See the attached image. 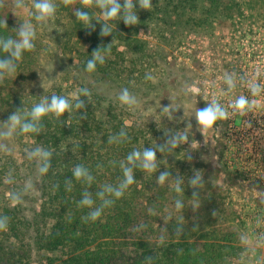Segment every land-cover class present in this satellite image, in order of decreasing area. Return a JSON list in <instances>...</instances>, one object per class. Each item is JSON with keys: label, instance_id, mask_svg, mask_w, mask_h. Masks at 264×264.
<instances>
[{"label": "trees", "instance_id": "1", "mask_svg": "<svg viewBox=\"0 0 264 264\" xmlns=\"http://www.w3.org/2000/svg\"><path fill=\"white\" fill-rule=\"evenodd\" d=\"M246 1L252 7L264 5V0ZM53 2L57 5L55 17L43 26H36V49L26 52L18 61L17 73L0 78V123L6 122L17 109L30 108L42 96L63 95L74 102L66 87L70 77L78 83V90L88 87L91 96L82 98L83 116L77 111L63 116L49 114L39 135L0 138V186L11 196L13 191H23L26 185H32L18 203L21 210L9 205L4 199L5 192L0 190V215L9 217L8 229L0 231V264H32L31 254L35 251L55 254L53 260L45 257L47 264H145L149 255L155 256L154 264H231L229 259L239 254L244 240L242 231L231 222V213L214 207L207 197L198 194L194 198L190 186L185 185L184 193H177L171 182L158 184L156 177L162 169L155 174L136 169V183L96 221L86 219L90 210L81 207L78 201L84 191L95 198L103 185L117 184L122 179L120 164L126 162L129 152L153 147L147 142V134L152 135L149 126L126 127L123 115L116 111V107H125V112L130 110L120 104L118 93L112 92L115 79L123 74L122 70L117 74L115 70L123 68L121 63L126 64L125 51L119 49V43L132 54H138L124 74L127 77L124 86L130 89L132 69L138 66L139 58L145 60L138 36L142 30H156L163 42L175 43L177 30L171 35H165L166 31L178 29L184 19L191 21L192 17L185 18L187 14L203 7L198 14L204 18L231 16L239 11V1L153 0V8L148 11L136 8L137 25L126 26L121 21L108 37H101V25L95 21V30L84 29L86 25L75 19L74 10L65 0ZM86 9L94 20L104 19L95 17L100 15L99 9ZM2 17L6 19L7 15ZM7 25L9 29H0V36L15 35L11 30L15 27L8 20ZM72 39L89 46L75 53L68 48ZM110 43L106 62L98 65L94 73L85 72V63L93 51ZM159 81L149 84L150 92L160 90ZM102 109L103 121L97 116ZM122 129L128 134L127 140L109 143V137ZM37 146L53 152L52 167L44 176L39 174L36 161L26 158V153ZM163 155L157 152L160 163ZM78 164L86 166L94 176L91 185L72 176ZM185 170L190 171L191 167L187 165ZM9 172L14 178L12 184L7 182ZM67 181H71V190L66 187ZM34 192L38 193L36 201L42 203L32 210L27 205ZM176 199L185 201L183 209L175 208ZM177 227L182 228L181 234H177ZM11 237L19 243L11 242ZM17 250H23L22 257H16Z\"/></svg>", "mask_w": 264, "mask_h": 264}, {"label": "rangeland", "instance_id": "2", "mask_svg": "<svg viewBox=\"0 0 264 264\" xmlns=\"http://www.w3.org/2000/svg\"><path fill=\"white\" fill-rule=\"evenodd\" d=\"M238 1L239 11L231 16L204 18L198 14L203 7H198L194 14H187L185 18L192 17L191 21L184 19L178 24V29L166 31L165 35H171L177 30L175 43L163 42L156 30H142L138 36L145 60L139 58L138 66L132 69L129 89L137 97L138 104L126 112L125 107H116V111L123 115L126 127L149 126L147 129H151L152 135L147 134V142L153 147L165 143L172 133L184 131L189 122L192 124L191 129L186 130L188 140L182 141L172 153L164 152L161 156V171L169 169L175 176L185 177L186 186H190L188 178L199 172L204 187L193 191L209 198L214 207L230 212L232 224L244 235L242 250L229 259L231 264H264V244L254 242L249 234L260 224L253 207L264 204V194L260 193L263 189L245 176V173L253 171V167L239 165V160L248 155V149L242 146L263 141L264 93L253 96L249 84L258 81L264 87V5L252 7L246 0ZM15 3L16 0H0V19L6 14L7 20L17 28L21 22L28 20L27 13L33 0H24V9H17ZM68 4L71 10L92 8L89 0H70ZM97 16L103 19L101 15ZM200 18L203 22L196 21ZM88 46L86 42L72 39L68 48L76 53ZM119 49L125 51L126 64L121 63L123 68L115 70L116 74L123 71L112 85V92L118 94L125 87L127 77L124 74L128 65H132L130 61L138 56L128 51L125 45L121 46V42ZM148 73L154 77L153 80L145 79ZM228 74L236 80V87L232 90H228L225 83ZM156 80H160V90L152 93L148 86ZM66 87L69 97L75 99L78 83L70 77ZM241 95L247 96L251 103L244 115L232 106ZM212 100L220 102L229 116L217 121L213 128L199 127L195 111ZM97 116L103 121L105 111L99 110ZM187 165L191 167L190 171L185 170ZM0 190L5 192L4 199L9 205L21 210L20 204L10 199L2 185ZM37 195L34 192L27 205L29 209L34 210L41 205L42 200L36 201ZM10 241L19 243L13 237ZM16 254L17 258L22 257L23 250H17ZM31 255L32 264H47L45 257L52 260L55 257V254L36 251Z\"/></svg>", "mask_w": 264, "mask_h": 264}, {"label": "clouds", "instance_id": "3", "mask_svg": "<svg viewBox=\"0 0 264 264\" xmlns=\"http://www.w3.org/2000/svg\"><path fill=\"white\" fill-rule=\"evenodd\" d=\"M70 0H65V3ZM15 7L17 9H24L26 7L24 0H16ZM149 10L153 8V0H95L92 8L99 9V14L104 18L103 20H94L86 8H75L73 15L75 19L82 22L86 27L84 29L95 30L93 21L99 23L101 37H108L113 35V29L121 21L126 26H135L139 23V17L136 8ZM57 13V5L53 0H33L32 8L28 11V20L21 22L14 31L15 35L7 37L0 36V78H7L17 73L19 68L18 61L22 60L26 52H31L36 49L37 31L36 26H43L45 23L55 17ZM0 29H9L7 25V18L0 19ZM115 37L113 38L114 41ZM112 41V43H113ZM100 47L93 51L90 58L86 61L84 71L87 73H94L98 65H103L106 62V57L111 52V45ZM146 80H153L154 77L151 73L146 74ZM225 83L228 90L236 87V80L232 74L225 76ZM250 92L253 96L264 93V87L257 82L249 84ZM91 96V91L88 87H80L75 95V101H71L63 95H50L42 96L38 102L31 105L30 108L17 109L9 115L6 122L0 123V138L5 140L12 139L22 134H35L39 135L43 130V121L49 114L56 116H63V114H71L77 111L81 116L85 115L82 111L85 108V101ZM118 101L133 109L138 104L137 97L132 94L127 87L120 90ZM233 108L241 115L246 114L251 103L247 96L241 95L233 102ZM229 116L225 107L217 100H212L203 108L196 109L195 120L199 127L213 128L217 121L225 120ZM192 124L189 122L184 131L175 132L166 138L165 143L155 145L154 147L143 148V150H133L128 153L125 160L121 162L120 168L122 170V179L113 185L105 184L101 190L93 194L89 191H84L82 198L78 201L81 207H86L90 211L86 219L96 221L101 217L106 208L111 207L115 201L123 197L129 186L136 183L134 179V172L136 169H142L147 173H157L161 168L160 160L157 159V152L159 153H172L182 141L188 140L187 129H191ZM128 134L125 130H121L118 134L109 137V143H123L127 140ZM26 158L35 160L38 165V172L40 175H47L52 167L51 161L53 152L45 147L37 146L26 153ZM199 172H195L192 177L188 178V184L193 189H201L204 187V181ZM72 176L85 184L91 185L94 181V176L90 170L84 165H76L73 169ZM7 182L14 183V178L11 172L7 175ZM158 184H165L171 182L175 185V192L184 193L185 177L177 175L173 178L170 171L167 169L159 172L156 177ZM66 187L71 190V181L66 182ZM32 188L31 183L26 185L23 191H13L11 193V200L15 203H21L25 193ZM198 192H193V197L196 198ZM97 199L99 204H97ZM176 209H183L185 201L176 199L174 201ZM9 227V217L7 215H0V231L7 230ZM177 234H181L182 228L177 227ZM155 256L149 255L145 258V264H154Z\"/></svg>", "mask_w": 264, "mask_h": 264}, {"label": "built area", "instance_id": "4", "mask_svg": "<svg viewBox=\"0 0 264 264\" xmlns=\"http://www.w3.org/2000/svg\"><path fill=\"white\" fill-rule=\"evenodd\" d=\"M263 141L260 143H249L245 144L242 147L248 149V155L243 159L239 160V165L248 164L253 167V171L245 176L248 180L254 181L260 184L262 191L261 194H264V129H261ZM240 171V169H238ZM244 172L246 169H242ZM241 172V171H240ZM243 209V208H240ZM238 209V211L240 210ZM255 212L256 219L260 222L258 226H255L254 229L249 232V234L254 238V242L258 244H264V204L260 206L253 207ZM242 220V216H241Z\"/></svg>", "mask_w": 264, "mask_h": 264}]
</instances>
